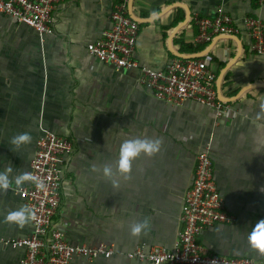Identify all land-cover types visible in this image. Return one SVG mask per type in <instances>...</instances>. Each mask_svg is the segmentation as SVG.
I'll list each match as a JSON object with an SVG mask.
<instances>
[{"label":"crops","instance_id":"0c3cea01","mask_svg":"<svg viewBox=\"0 0 264 264\" xmlns=\"http://www.w3.org/2000/svg\"><path fill=\"white\" fill-rule=\"evenodd\" d=\"M114 3L61 1L51 12L50 35L0 13V171L11 166V177L28 171L44 133L68 137L73 150L65 156L53 225L72 244L104 243L114 250L109 257L76 256L69 264H149L124 254L138 246H173L195 156L207 151L224 208L234 220L203 227L198 242L212 253L264 263V254L247 241L252 226L264 218V119H257L264 98V53L250 50L242 22L248 15L264 21V0L126 4L128 16L138 22L135 59L152 69H164L177 56L204 59L215 74L217 97L229 107L221 116L193 101L158 99L137 70L116 69L89 54L86 45L111 26ZM219 8L232 17L236 31L196 42L197 18L212 17ZM21 132H29L32 142L17 151L9 141ZM137 136L159 137L161 150L137 158L131 178L115 176L119 187L114 188L92 167L115 169L120 144ZM19 187L13 183L0 192V264H21L24 249L8 240L32 233L31 222L18 227L5 220L23 206ZM145 218L150 229L130 236L129 226Z\"/></svg>","mask_w":264,"mask_h":264},{"label":"built area","instance_id":"2783aa9c","mask_svg":"<svg viewBox=\"0 0 264 264\" xmlns=\"http://www.w3.org/2000/svg\"><path fill=\"white\" fill-rule=\"evenodd\" d=\"M61 1L64 0H0V13L31 27L39 35H50L53 32L51 12ZM127 2L115 0L110 13L111 26L100 40L86 45L89 54L116 69L137 70L140 82L158 99L176 103L193 101L214 109L216 115L221 116L229 107L217 97L213 85L215 74L204 59L177 56L164 69L149 68L135 59L138 22L128 16ZM242 22L251 38L250 50L263 54L264 21L248 15ZM196 24V42L236 31L232 17L221 8L212 17L197 18ZM72 150V141L57 132H46L36 140L28 172L42 180L45 189L38 190L34 183H26L17 189L23 205L34 209L36 215L30 221L31 234L8 240L11 246L24 249L21 264H69L76 256L94 258L114 254V250L104 243L72 244L65 239L64 232L53 225L60 204L65 156ZM182 200V228L173 246H138L125 252L126 258L149 264H264L248 257L212 253L198 242L197 235L203 227L234 220L224 208L213 176L212 158L207 151L196 154L194 176Z\"/></svg>","mask_w":264,"mask_h":264},{"label":"clouds","instance_id":"9594fccd","mask_svg":"<svg viewBox=\"0 0 264 264\" xmlns=\"http://www.w3.org/2000/svg\"><path fill=\"white\" fill-rule=\"evenodd\" d=\"M261 111L257 113V119H264V98H261ZM32 142V136L29 132H21L13 135L9 141L15 149H19L23 145H28ZM162 140L159 137H133L122 141L119 147L118 158L115 161V169L111 164H105L102 168H97L93 165L94 172H100L104 178L111 181L114 188L119 187L118 179L115 176L123 177L124 179L131 178L133 162L141 155L151 158L160 152ZM11 166L0 171V192L9 190L14 183L17 187L25 183H34L38 190H44L45 184L37 176L31 172L24 171L11 177ZM264 190V189H262ZM35 210L26 205L21 206L16 210L9 211L5 217L8 223L15 224L18 227H24L31 220L35 219ZM150 229L148 218L136 221L129 226V234L133 237H139L142 233H146ZM249 246L260 254H264V218L259 219L252 226L251 231L247 234Z\"/></svg>","mask_w":264,"mask_h":264}]
</instances>
